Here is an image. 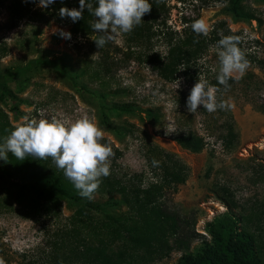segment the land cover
Listing matches in <instances>:
<instances>
[{
	"label": "rangeland",
	"instance_id": "1",
	"mask_svg": "<svg viewBox=\"0 0 264 264\" xmlns=\"http://www.w3.org/2000/svg\"><path fill=\"white\" fill-rule=\"evenodd\" d=\"M1 1L4 2L0 3V70L39 57L57 58L66 54L74 71L100 65L106 75L101 88L107 93V102H134L143 108L155 107L161 111L162 118L152 125L137 115L109 114L110 121L115 124L129 122L136 126L133 136L116 139L100 122L99 100L88 90L73 88L49 66H39L28 74V86L19 94L28 105L18 106L20 117L15 118L9 112L10 104L1 95L0 114H6L14 127L22 124L25 116L68 121L86 117L103 130L101 143L110 145L113 150L110 166L131 172L148 170L149 141L176 154L187 165L189 173L186 182L171 196L173 208L201 236L205 235L203 228L207 221L227 211L223 202L231 204L235 212L244 216L243 225L254 235L264 264V113L259 107L264 104V69L249 65L244 75L237 79L236 87L226 95V100L234 105L231 111L238 133V144L231 151L222 148L217 131L206 134L199 109L195 113L187 111V97L195 83L189 79L188 71H179L168 79H163L159 71L167 57V42L171 37H180L186 28L180 18L197 15L209 27L224 21L232 31L243 30L250 36H256L254 22L251 26L247 22H234L227 12L228 3L222 0H162L155 19L144 15L143 23L131 33L98 49L92 42L93 36L71 35L70 39H64L58 32L53 34L54 29L68 32L70 18H49L40 11L43 8L38 6V0L35 11L12 26L5 10L9 0ZM246 2L264 12V5L253 0ZM250 73L257 78H248ZM178 79L180 87L175 89ZM80 84H89L87 89L98 86L88 83L86 77ZM9 88L14 91V84H9ZM118 90L124 93H116ZM188 128L205 137L207 145L203 151L191 153L172 140L174 135ZM3 166V159H0V244L18 252L13 257L17 263L22 251L40 245L51 222L45 218L31 221L21 217L14 200L19 185L14 178L1 172ZM106 199V196L94 195V200ZM74 209L63 203L62 217L70 216ZM200 240L201 237H197L190 250L199 246ZM180 255L179 251H174L152 264H176Z\"/></svg>",
	"mask_w": 264,
	"mask_h": 264
},
{
	"label": "trees",
	"instance_id": "2",
	"mask_svg": "<svg viewBox=\"0 0 264 264\" xmlns=\"http://www.w3.org/2000/svg\"><path fill=\"white\" fill-rule=\"evenodd\" d=\"M36 1H7L5 10L11 25L32 14ZM222 1L228 3L227 12L234 22H247L250 26L254 22L256 36L247 35L243 30L232 31L224 21L214 23L209 36H197L191 25L198 20V16L180 18L186 28L180 37H171L167 42V57L159 70L160 76L168 79L169 76L175 77L183 65L193 82L203 76L210 85L220 88L218 101L226 100L227 93L237 84V79H229L230 89L224 91L216 80L219 61L215 46L221 35L240 36L239 47L245 52L249 65L264 69V12L253 8L246 0ZM253 1L264 5V0ZM3 2L0 0V3ZM149 2L152 9L147 16L155 19L159 3L156 0ZM61 7L78 9L79 0H55L54 4L40 11L49 18L58 19L61 18L58 15ZM83 15L84 19L75 23L70 19L68 33L93 36L95 45L97 34L90 26L94 17L88 14L87 9ZM67 59L66 54L57 58L39 57L0 70V95L10 104L9 112L15 118L21 116L18 106L28 105L19 97L28 86V74L39 66L51 67L75 89L90 91L100 102L101 124L116 139L133 136L136 126L129 122L115 124L110 121L109 114L137 115L152 125L162 118L161 111L155 107L143 108L134 102H107V93L101 88L105 85L106 75L100 65L78 72L73 70ZM84 77L88 83H97L98 86L87 89L89 84H80ZM247 77L252 80L257 78L254 73ZM9 84H14V91ZM116 93L124 92L118 90ZM259 107L264 113V104ZM199 114L204 119L202 126L206 134L217 131V138L225 151L237 146L238 133L231 109L208 113L201 106ZM15 128L6 114H0V143ZM172 140L191 153H199L207 145L205 137L190 128L177 133ZM153 161H157L158 166H153ZM146 162L148 170L140 173L110 166V175L102 178L94 194L107 197L100 201L82 198L50 158L38 160L27 157L18 161L9 153L8 160H3L1 172L14 178L19 185L14 200L21 217L31 221L45 218L51 224L46 228L47 234L40 245L22 251L19 262H14L13 258L18 252H12L2 244L0 257L6 264H152L179 251L181 255L176 264H262L254 235L243 225L244 216L235 212L231 204L223 202L227 211L207 221L203 228L205 235L201 236L173 208L171 196L186 182L189 173L187 165L176 154L149 141ZM63 203L75 208L66 218L61 214ZM197 237H201L199 246L190 250ZM29 253L36 255L29 256Z\"/></svg>",
	"mask_w": 264,
	"mask_h": 264
},
{
	"label": "clouds",
	"instance_id": "3",
	"mask_svg": "<svg viewBox=\"0 0 264 264\" xmlns=\"http://www.w3.org/2000/svg\"><path fill=\"white\" fill-rule=\"evenodd\" d=\"M162 0H156L160 3ZM55 0H38V6L48 8ZM94 17L91 29L97 33L94 39L98 49L117 37L131 33L143 23L142 17L151 12L149 0H79V8L61 7L58 15L70 18L73 23L84 19V11ZM193 32L205 37L210 34V27L204 20L198 19L192 25ZM70 39L71 34L63 29H54L53 34ZM241 37L238 35H221L215 51L219 61L216 80L224 91L230 89L229 79L241 78L249 67L245 52L239 47ZM198 42V41H194ZM185 67L180 66L178 71ZM181 80L175 81V89ZM220 88L210 85L203 76L197 79L187 97L186 108L195 113L201 106L208 113L217 110H229L234 107L227 100H217ZM23 123L17 126L0 143V159L8 160L11 153L18 161L27 157L38 160L49 158L64 176L74 185L82 198L92 200L98 191L103 177L110 175V158L114 155L110 145L101 143L104 132L92 120L82 118L75 121L58 119H36L25 116ZM153 166H158L153 161ZM0 264H6L0 257Z\"/></svg>",
	"mask_w": 264,
	"mask_h": 264
}]
</instances>
